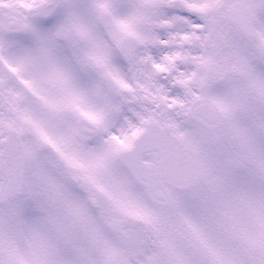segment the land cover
<instances>
[{"label":"snow or ice","instance_id":"6c2138e0","mask_svg":"<svg viewBox=\"0 0 264 264\" xmlns=\"http://www.w3.org/2000/svg\"><path fill=\"white\" fill-rule=\"evenodd\" d=\"M0 264H264V0H0Z\"/></svg>","mask_w":264,"mask_h":264}]
</instances>
